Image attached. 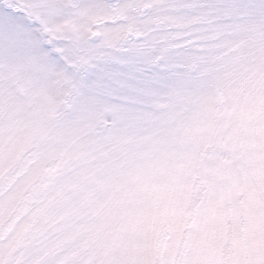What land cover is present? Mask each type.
Wrapping results in <instances>:
<instances>
[{
	"label": "snow or ice",
	"instance_id": "obj_1",
	"mask_svg": "<svg viewBox=\"0 0 264 264\" xmlns=\"http://www.w3.org/2000/svg\"><path fill=\"white\" fill-rule=\"evenodd\" d=\"M0 264H264V0H0Z\"/></svg>",
	"mask_w": 264,
	"mask_h": 264
}]
</instances>
